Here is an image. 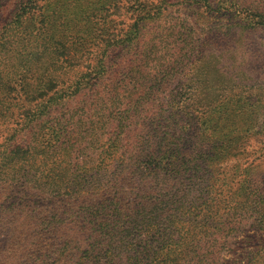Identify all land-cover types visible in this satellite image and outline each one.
<instances>
[{
	"label": "trees",
	"instance_id": "16d2710c",
	"mask_svg": "<svg viewBox=\"0 0 264 264\" xmlns=\"http://www.w3.org/2000/svg\"><path fill=\"white\" fill-rule=\"evenodd\" d=\"M194 1L227 29L149 65L147 13L0 0V264H264V0Z\"/></svg>",
	"mask_w": 264,
	"mask_h": 264
},
{
	"label": "rangeland",
	"instance_id": "374dc122",
	"mask_svg": "<svg viewBox=\"0 0 264 264\" xmlns=\"http://www.w3.org/2000/svg\"><path fill=\"white\" fill-rule=\"evenodd\" d=\"M104 9L96 15H92L91 19L99 25L103 20H108V29L106 31H100L99 33L106 32L115 34L118 33L121 37H131L132 30L127 29V25L131 23L137 14H148L146 24L142 29L143 35L140 36V40L143 41L142 45L148 48L150 53V63L163 64L167 58H174L176 56L179 59L186 61L189 54L188 49L198 44V41L203 37L205 31L219 30L224 31L227 26V13L220 14L214 11L215 4H211V8L205 11L204 14L196 12L197 3L194 0H104ZM110 18H115L116 22L122 23L115 24ZM198 22V24H197ZM98 25V26H99ZM97 26V29L100 28ZM101 26V25H100ZM200 27H203L201 30ZM121 27V29H120ZM97 29L95 32H97ZM126 29V31H125ZM108 35L106 34L105 37ZM139 39V37H138ZM263 39L258 37H250L247 41L251 45V50L254 53H258L260 43ZM244 43L243 37L239 38L236 47H240ZM192 45V46H191ZM263 45V44H262ZM212 44L209 46L211 50ZM118 48H120L118 46ZM226 52L225 44L220 48H216L214 53L219 55ZM117 57H121L118 49L115 50ZM183 53H186L185 55ZM152 59V60H151ZM120 64H123L122 60L118 59ZM255 60H250V65H256ZM147 65V63H145ZM258 92V90H256ZM255 115L258 120L256 130H259L253 136H249L248 142L250 143L248 148L247 157L255 159V162L262 160L260 168L264 166V107L259 105L255 110ZM225 163L224 166H227ZM259 184L264 187V176L261 177ZM231 257L230 254L227 255Z\"/></svg>",
	"mask_w": 264,
	"mask_h": 264
}]
</instances>
